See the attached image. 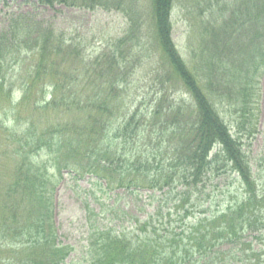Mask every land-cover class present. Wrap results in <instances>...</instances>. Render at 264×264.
I'll return each instance as SVG.
<instances>
[{
	"label": "trees",
	"instance_id": "1",
	"mask_svg": "<svg viewBox=\"0 0 264 264\" xmlns=\"http://www.w3.org/2000/svg\"><path fill=\"white\" fill-rule=\"evenodd\" d=\"M38 2L136 10L132 1L123 5L124 0ZM151 4L157 46L168 66L165 84L180 83L191 100L163 93L149 113H141L137 106L126 108L114 121L121 109L112 103L126 95L130 75L141 59L133 53L130 32L111 49L87 59L81 77L78 67L66 70L58 58L73 45L61 29L20 14L0 32V96L5 92L3 99L9 102L14 83L20 80L14 106L30 101L35 112L20 135L12 137L16 144L10 150L7 143L4 148L0 143V154L18 157L0 199V252L8 253L0 264L65 262L71 247L57 241L52 219L55 179L64 170L76 179L85 175L101 179L100 185L110 193L120 188L163 189L178 182L185 186L178 201L183 218L196 206L191 202L193 189L212 173H236L244 193L241 200L176 233L152 217L124 228L101 227L87 208L85 264H264L260 252L244 241L247 233L264 227V181L258 183L242 143L244 133L251 136L256 131L264 74V0H151ZM174 14L187 21L191 32L188 61L172 35ZM21 55L30 63L26 70L18 68ZM12 63H18L16 68ZM16 71L23 77L14 76ZM47 110L77 118L41 129L35 114L45 117ZM15 115L11 116L18 121ZM0 128L5 129L1 120ZM143 136L154 139L156 148L150 145L155 150L146 149ZM41 153L45 161L39 159ZM46 165L55 168L53 176ZM224 244L229 248L223 249Z\"/></svg>",
	"mask_w": 264,
	"mask_h": 264
},
{
	"label": "rangeland",
	"instance_id": "2",
	"mask_svg": "<svg viewBox=\"0 0 264 264\" xmlns=\"http://www.w3.org/2000/svg\"><path fill=\"white\" fill-rule=\"evenodd\" d=\"M132 1L136 10L125 9H104L103 7H80L68 4L42 5L38 0H0V32L8 25L10 18H17L20 14H28L36 20H43L46 24H52L56 30L64 32L69 44L63 49L58 58L63 59L62 66L66 70L74 71L78 67L79 76H83L82 71L86 67V60L94 58L97 54L111 49L117 39L123 35L131 33V44L134 46V54L141 57L138 61L139 65L130 75L131 82L127 87L126 95L118 97L112 104L121 111L115 119L118 120L124 116L125 109L131 111L135 106L141 113H149L155 100L160 94L179 96L190 102V97L184 92L181 84L171 81L165 84L164 74H168V66L165 60L160 56L159 48L156 41V31L151 18V0H124L123 5H129ZM178 7V6H177ZM176 9L178 10V8ZM182 20L180 14L173 15V38L176 42L181 55L188 61L186 42L189 34L188 23ZM134 23V24H133ZM131 27V28H130ZM130 30V31H129ZM75 54H78L77 57ZM128 58L133 59V56ZM84 59V60H83ZM12 62V61H11ZM18 63H12V67ZM30 63L25 59L24 55L20 56L18 68L26 70ZM23 71H20L22 73ZM14 76L22 78L23 76L16 74ZM129 77V78H130ZM162 80V85L158 83ZM16 80L15 88L10 95L8 102L4 97L0 96V120L5 129L0 128V143L3 148L8 144L10 150L16 141L14 134L20 135V132L27 126L26 119L34 114L33 104L29 101L24 106H14L19 99L20 90ZM259 98L256 115V131L253 135L247 136L243 134V148L247 154L250 167L258 183L261 185L264 181V74L259 82ZM176 88V89H175ZM175 89V91H174ZM90 90L89 87L85 91ZM46 98L50 99L51 95L46 92ZM47 99V100H48ZM7 112V113H6ZM48 115L38 116L35 120H39V128L44 129L48 124L63 120H72L77 118L72 113H61L60 110L49 111ZM16 114L18 121L12 118V114ZM37 113V112H36ZM17 123V125H16ZM6 130H9V134ZM234 129L231 128L234 134ZM11 131V132H10ZM139 133L135 136V141L139 142ZM138 139V140H137ZM148 142L146 149L150 152L155 150L154 139L144 138ZM150 142L155 148H152ZM1 146V145H0ZM18 157L10 155V153L0 154V199H2V189L4 184L10 182L13 174V166ZM39 159L45 161L46 156L41 153ZM159 157H157V160ZM160 160V159H159ZM161 161V160H160ZM162 163H165L162 160ZM48 165V164H47ZM48 174L54 173L53 166H47ZM51 165V164H49ZM66 170L62 172L59 179H55V189L53 192V221L57 231V241L62 245L71 247L69 256L62 264H85L84 249L86 246L87 232L89 229V221L87 219V208L96 217V225L102 226H120L127 227L134 223L136 219L158 218L164 226L171 228L173 231L179 232L181 228L189 226L191 222L208 216L214 212L224 209L229 203L244 196L242 185H240L237 174L231 171L222 173H212L193 189L191 202H195L196 206L191 209V213L184 218V209L182 203L178 202L185 186L177 183L164 187L163 189H142L138 191H129L124 188L116 189L109 192L100 183L104 181L90 175L76 179ZM51 176V177H52ZM53 178V177H52ZM54 180V179H53ZM190 202L185 201V207H190ZM184 207V208H185ZM3 208L0 207V217ZM97 215V216H96ZM156 224H158L156 222ZM161 225L158 224V227ZM256 236V237H255ZM258 236V237H257ZM244 241L251 242V247L255 251H259L261 258L264 259V227L255 232H249L245 235ZM247 247V246H246ZM223 249H228L229 244L222 245ZM249 253V248H247ZM4 250L0 252V260L4 258ZM244 264L243 261H240Z\"/></svg>",
	"mask_w": 264,
	"mask_h": 264
}]
</instances>
